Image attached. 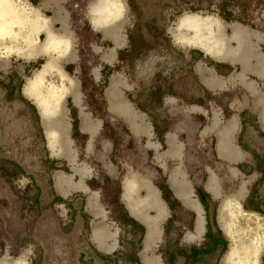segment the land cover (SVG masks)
Here are the masks:
<instances>
[{
    "label": "rangeland",
    "instance_id": "374dc122",
    "mask_svg": "<svg viewBox=\"0 0 264 264\" xmlns=\"http://www.w3.org/2000/svg\"><path fill=\"white\" fill-rule=\"evenodd\" d=\"M87 2L89 0H73L65 5L70 12V28L77 47L84 53L89 45L99 39L84 18ZM32 3L37 4L38 0H32ZM128 4L131 11L125 20L130 47L127 52L121 53L119 63L112 70L130 78L133 85L130 97L135 104L145 107L150 118L159 124V137L169 131L167 126L173 119L184 124L186 121L196 123L192 134L182 129L184 133L179 136L189 142L192 155V163L189 164L194 173L205 172L206 175V172L214 171L228 177V171L233 167L217 159L214 137H205L201 132L216 117L227 121L236 114L243 120L244 128L239 135L246 152L245 159L239 165L242 175L234 180L226 178L225 181L226 195L243 187L241 210L233 198H226L225 201L232 207L226 209L228 214L224 220L225 230L222 231V226L217 223L218 202L206 201L208 234L204 241L196 245L194 242L182 243L177 240L189 226L180 206L172 202L173 217L169 221L172 233L169 241L164 243L166 257L171 264H175L177 258L181 264H219L221 255L234 246L233 237L242 240L254 233L264 235V135L254 128L255 118L248 107L251 97L236 80L238 78L244 85L245 73H251L255 76L249 78L264 89V75L246 69L239 54L233 53L237 48L233 29L240 28L248 37L245 45L248 54L252 55L247 65L254 67L260 64L264 73V0H128ZM221 5L232 9L236 17L226 20L219 13ZM43 13L50 15L47 11ZM187 15H198L222 25L223 36L233 54L219 59L216 54L223 52L212 50L207 53L196 46L184 44L181 39L191 35L182 32L179 24ZM35 40L40 42L38 34ZM253 59L255 65L250 62ZM84 61L93 63L92 57L86 56L79 64L68 67L67 71L81 83L86 110L94 117L103 119L101 137L112 139L114 155L120 157L129 154L134 159L138 152L128 131L120 124L111 123L107 117L103 92L109 77L108 70L103 73L105 75L100 82H93L86 67L88 64ZM37 64V60L29 64L18 58H0V264H25V261L28 264H136L132 258L141 230L133 228L134 231H131L128 227L125 214L118 208L119 204L113 196L119 189L118 183L108 182L110 179L100 171V163L88 155L87 136L73 131V106L68 99L64 100V108L67 109L71 126L70 146L77 154L76 165L86 167L95 174V178L87 181L88 185L111 197L112 207L108 211L119 218L121 249L117 254L104 258L92 252L88 234L93 216L84 213L79 193H72L64 200L58 199L55 187L58 192L64 193L69 186V179L58 173H70V169L49 148L47 130L42 126L36 100L27 96L24 90L22 92L25 82L35 74ZM199 66L203 70L198 71ZM212 72L226 78L229 87L216 92L208 91L204 87L205 82L220 78ZM61 73L60 70L58 75ZM63 79L58 83L47 81V78L46 81L65 87ZM215 88L216 85L210 90ZM255 92L257 96L254 98L264 102V92L256 89ZM26 96L34 99L35 105ZM172 98L175 105L198 106L203 109L204 115L197 112L192 113L190 118L180 114L177 118H171L168 110ZM59 106L60 103L50 117L56 114ZM55 134L58 139V134ZM240 214L242 222L235 226L234 220ZM128 230L132 232L131 237ZM255 259L257 264H264V249L257 252Z\"/></svg>",
    "mask_w": 264,
    "mask_h": 264
},
{
    "label": "crops",
    "instance_id": "0c3cea01",
    "mask_svg": "<svg viewBox=\"0 0 264 264\" xmlns=\"http://www.w3.org/2000/svg\"><path fill=\"white\" fill-rule=\"evenodd\" d=\"M71 1L73 0H38L37 3L42 12H50V15H46L50 18L48 27L55 34L72 37L74 47L71 54L63 59L59 58L55 53L33 56L39 57L35 71L42 67L48 57H53L59 70L63 72L65 79L66 90L60 101V106L55 112L56 114L48 118V120L55 119L58 121L64 130L63 134L58 135L57 141L60 145H58L59 148L57 147L56 154L55 152L53 154L63 159L70 169V173H58V175L69 179V186L63 191L64 193L58 192L54 185L55 191L59 196L58 199L64 200L72 193H79L82 196L81 207L84 213L93 216L89 223L88 234L92 252L104 258H112L117 254L121 249V228L117 223L119 218L115 213L111 215L108 211L112 207L110 204L111 197L104 195L99 189H91L92 187L88 185L87 181L95 178V174H92L86 167L76 165L77 154L72 151L70 146L72 139L69 136V128L71 126L68 122L67 109L64 108V100L68 99L73 106V131H75L74 122L76 120L77 132H75L87 136L89 140L88 150L90 152H88V155L100 163V171L110 179L108 182L112 183L115 181L118 183L119 189L113 196L114 200H117L119 204V206L117 205L118 208L122 209L125 214L129 223L128 227H130L131 231H134L133 228L141 230L138 239L139 244L132 260L136 264H171L167 260V248L164 247V243L169 241L168 237L172 233L169 226V221L173 217L172 202L180 206L181 212L185 214V221L189 226L180 234L177 240H181L182 243L194 242L196 245H199L197 242L204 241L208 234L206 201L218 202L217 223L222 226L220 228L222 231L225 230L226 198H233L232 200L237 203L241 210L243 187L240 186L232 194L226 195L225 181L226 178L234 180L242 175L239 165L245 159L246 152L241 145L239 135L244 128L243 120L238 118L236 114L227 121H221L219 117H216L212 119L210 126H207L201 132L203 136L212 135L214 137V151L217 159L233 167L228 171V177L214 171H208L206 175L204 174L205 172L194 173L193 167L189 164L192 163L189 142L182 140L179 136L184 133L182 129H187L186 133L189 130L191 131L189 134H192L193 129L197 126L196 123L186 121L184 124L177 119H173L167 126L169 131L159 137L157 132L159 124L150 118L149 111L145 107L138 106L130 97V91L133 90L130 78L112 70L119 63L121 53L127 52L130 47L127 22L125 20L128 15L119 21L98 26L96 31H93L92 26L89 24L91 31L98 35L99 39L89 45L87 50H85L87 52L84 53V51H79L74 32L70 28V12L65 5ZM88 4L87 2L85 5L84 18L89 23ZM42 36L44 40L45 36L39 32L38 41L41 42ZM86 56H91L93 59V63L84 61L88 64L86 67L93 82H100L105 75L103 73L107 70L109 72L107 85L103 92L107 117L111 123L120 124L128 131L129 138L135 145V151L138 152L134 159L129 154L120 157L114 155V142L112 139L101 137L104 126L103 119L94 117L92 113L86 110L81 83L79 79L67 71L68 67L79 64ZM249 57L252 58V55L248 54V59ZM239 59H241L240 55ZM248 59H242L245 68L253 69L259 75H264L260 64L254 67L246 65ZM250 62L253 65L256 64L254 59L250 60ZM199 67L198 71L200 69L203 70L201 66ZM212 73L220 78L207 80L205 85L199 74L201 83L208 91L216 92L229 87L226 78L215 72ZM249 76L255 75L245 73L244 79L246 81L243 83L244 85L241 84L238 78L236 80L239 81V84L244 87L251 97V103H249L248 107L255 118L254 128L264 135V102H261V99L254 98L257 96L255 89L261 93L264 92V89H260ZM61 79L62 77L58 75L55 68L47 77V81L56 83L60 82ZM211 81L216 82L212 84ZM215 85L217 88L210 90ZM24 87L25 85L22 88V92ZM28 99L35 105L34 99ZM173 101L174 99L172 98L168 110L171 118H177L179 114L185 118H190L192 113L197 112L204 115L203 109L196 105L184 107L173 104ZM48 120L44 121L41 119L45 130L46 125L44 123ZM85 124L89 127L84 126ZM96 144H100L99 147ZM79 168H83L82 171H75ZM129 180H134L133 183L135 185L132 183L134 187L132 185L131 188L126 187V182ZM127 189L131 191L130 194H128ZM114 208L116 209V207ZM241 222L240 214L234 220V224L236 226ZM152 230L154 231V236L149 240V231ZM131 231L128 230L130 237L132 235ZM228 251L218 259L219 264H224ZM217 257L215 258L216 261ZM175 261V264H181L179 258Z\"/></svg>",
    "mask_w": 264,
    "mask_h": 264
},
{
    "label": "bare ground",
    "instance_id": "6f19581e",
    "mask_svg": "<svg viewBox=\"0 0 264 264\" xmlns=\"http://www.w3.org/2000/svg\"><path fill=\"white\" fill-rule=\"evenodd\" d=\"M207 20L206 18H200L198 15H187L182 18L179 24L180 29L182 32L186 33V35L187 33L190 34L191 37H186V39H181V41L186 45L196 46L200 50L207 53H210L212 50L223 52L224 54H216L218 56L216 57L219 59H225L227 58L226 55H231L233 53L239 54L243 60L248 59V51L245 45L246 39L248 37L243 30L240 28L233 29V39H235L237 42V48L233 50L234 52L232 53V50L227 45V39L223 36V26L215 22H209V20ZM46 31L49 33H54L49 27L46 29ZM38 33L39 32H37L36 35ZM49 39L50 36H45L43 41L33 44L24 54L30 55L32 57L38 54L51 55V52L45 53L44 51V49L47 47ZM53 68H55L56 71L60 73L58 65L54 61L53 57H48L46 62L38 71L35 72L33 77L28 80L24 87V93L36 100L39 106L41 118L44 121L48 120V118L54 113L65 92V87L63 85L47 83L46 78L49 76ZM40 73H44L42 77L43 83L37 79V76ZM60 76L64 78V74L61 73ZM215 82L216 81H211L212 84H215ZM84 126L89 127L86 124ZM47 137L49 148L52 152L56 153L55 148H59L58 145L60 143L58 144L55 132L48 130ZM133 181H127L126 187L131 188ZM133 184L135 185V183ZM134 185H132V187H134ZM127 192L128 194L131 193L129 189H127ZM225 207V209L228 207L231 209L232 206L229 205V202H226ZM229 214L232 216L231 211H229ZM149 235L150 240L154 236V231H149ZM233 240H235V244L230 249L228 248L229 251L224 259V264H257L255 257L257 256V252H259V250L264 249V235L254 233L252 235H248L242 240H237L236 237H233Z\"/></svg>",
    "mask_w": 264,
    "mask_h": 264
},
{
    "label": "clouds",
    "instance_id": "9594fccd",
    "mask_svg": "<svg viewBox=\"0 0 264 264\" xmlns=\"http://www.w3.org/2000/svg\"><path fill=\"white\" fill-rule=\"evenodd\" d=\"M130 11L128 0H89L87 8L93 31L98 26L123 19ZM49 24L50 18L32 0H0V58H18L25 63H34L39 57L24 53L37 43L34 39L37 32L50 36L45 53H55L61 59L68 57L74 47L72 37L47 32ZM43 75L37 76L41 83Z\"/></svg>",
    "mask_w": 264,
    "mask_h": 264
},
{
    "label": "water",
    "instance_id": "95a60500",
    "mask_svg": "<svg viewBox=\"0 0 264 264\" xmlns=\"http://www.w3.org/2000/svg\"><path fill=\"white\" fill-rule=\"evenodd\" d=\"M44 125H46V130H52L55 131L58 135L63 134L64 130L62 128V126H60L61 124L58 123V121H56L55 119L53 120H48L47 122L44 123Z\"/></svg>",
    "mask_w": 264,
    "mask_h": 264
},
{
    "label": "trees",
    "instance_id": "16d2710c",
    "mask_svg": "<svg viewBox=\"0 0 264 264\" xmlns=\"http://www.w3.org/2000/svg\"><path fill=\"white\" fill-rule=\"evenodd\" d=\"M227 6H224V5H221V6H219V13L227 20V19H229V18H235L236 17V15H235V13L233 12V10L232 9H228V8H226ZM239 19H241L240 17H238ZM243 22H245V21H243ZM74 128H75V131L77 132V130H76V120H75V122H74ZM75 132V133H76Z\"/></svg>",
    "mask_w": 264,
    "mask_h": 264
}]
</instances>
